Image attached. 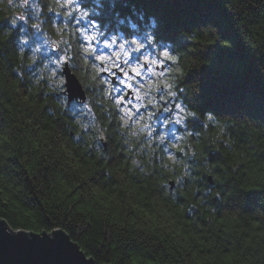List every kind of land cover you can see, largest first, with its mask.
I'll list each match as a JSON object with an SVG mask.
<instances>
[{"label": "clouds", "instance_id": "obj_1", "mask_svg": "<svg viewBox=\"0 0 264 264\" xmlns=\"http://www.w3.org/2000/svg\"><path fill=\"white\" fill-rule=\"evenodd\" d=\"M219 3L229 38L219 25L206 23L180 27L172 39L159 41L157 16L145 12L133 13L135 28L116 24L143 36L125 35L128 51L139 46L157 53L150 59L156 65L149 64L154 79L139 85L145 99L134 105L144 109L137 115L126 106L117 110L103 86L105 69L90 63L93 54L82 46L70 44L66 26L51 15H67L61 11L67 3L39 0L34 15L20 11L30 8L29 0H0L7 17L0 21V86L8 92L0 90V120L7 116L9 124L7 130L0 126V178L21 185L20 195L33 191L32 182L22 179L29 174L41 192L43 182L55 180L75 189L82 206L105 223L113 213L126 217L133 204L145 210L148 220L137 217L142 227L117 236L104 256L83 243L104 264H146L145 257L152 264H264V119L199 107L200 81L188 79L210 64L204 55L209 47L231 49L234 43L252 56L264 77V0ZM103 6L102 0H87L76 12L83 19L99 15ZM98 26L101 35L109 30L100 20L91 25ZM45 46L57 51L42 55ZM161 64L165 67L157 72ZM160 101L167 105L165 113L175 104L183 106L180 134L167 135L154 123L155 112L148 106L159 109ZM185 216L191 226L182 224ZM151 217L158 222L155 227ZM73 222L68 221L70 231ZM0 233L24 243L62 234L33 235L3 223ZM156 234L164 239H157L155 247L138 243ZM75 249L79 264H93Z\"/></svg>", "mask_w": 264, "mask_h": 264}, {"label": "trees", "instance_id": "obj_2", "mask_svg": "<svg viewBox=\"0 0 264 264\" xmlns=\"http://www.w3.org/2000/svg\"><path fill=\"white\" fill-rule=\"evenodd\" d=\"M86 2L87 0H62V3H67V8L61 11L66 12L67 15L51 14L61 25L66 26L70 44L76 46H86L84 34L87 32H91V36L95 37L93 41L97 36L99 40L108 38L124 40L125 35L142 40L143 36L140 32L135 30L130 32L127 27L118 28L116 25L119 23L135 28L133 13L141 12L157 16L160 24L157 36L159 41L172 39L180 27H192L206 23L219 25L224 38H229L231 35L227 18L221 13L219 0H102L104 6L99 15L93 13L81 19L80 13L76 12V7ZM20 11L32 12L30 8L20 9ZM117 13L119 16L115 17ZM6 18L0 11V21ZM97 20H100L101 25H109V30L104 32V35L100 34L104 31L103 28L98 26L99 30H97L91 27L92 24H96ZM197 41L198 38H192L193 43ZM56 51L45 46L42 49V55ZM149 53L150 59L157 55L154 51ZM115 54L111 52L110 57H114ZM204 55L210 59V64L203 66L198 72L191 73L188 77L189 81L194 79L200 81L199 107L212 106L220 110H230L237 114L246 113L264 119V77H260L256 72L252 56L237 43H234L231 49L219 45L209 47ZM164 67L165 65L162 64L161 70ZM161 70L159 69L158 72ZM9 79L12 80L14 77L9 74ZM0 90L8 95L7 89L0 86ZM8 110L6 101L5 112ZM0 126L5 130L8 129L7 116L0 120ZM158 126L159 130L166 132L167 135H172L173 132L180 134L181 131V125L174 123L167 125L159 123ZM8 159H14V157L8 156ZM23 168L25 172H29L27 165H23ZM13 170H16L15 165ZM22 179L32 182L33 191L24 190L25 194L20 195L21 185H15L0 178V217L4 218L12 229L49 232L59 227L97 264H104V261L87 252L83 246L84 242L96 248L102 257L115 246L117 236L125 232L138 231L142 227L137 220L138 216L143 215L145 220L149 219L145 210H137L136 205L133 204L126 217L120 213H113L105 223L103 219L97 220L87 208L82 206L75 189L69 190L57 181L49 179L43 182L44 190L41 192L31 174ZM69 220H74L71 231L68 227ZM125 220L127 226H125ZM157 223L155 217H151V225L155 227ZM182 224L191 226V218L185 216ZM250 224L259 227L258 221H251ZM200 227H206V222ZM177 233L187 239L180 228H177ZM109 235L111 239H108ZM189 235L195 236L196 234L189 232ZM157 239L163 240L164 238L156 234L147 242L138 241V243H143L146 249L153 248ZM196 242L200 243L198 239ZM144 259L146 264H152L150 258L145 257Z\"/></svg>", "mask_w": 264, "mask_h": 264}, {"label": "snow or ice", "instance_id": "obj_3", "mask_svg": "<svg viewBox=\"0 0 264 264\" xmlns=\"http://www.w3.org/2000/svg\"><path fill=\"white\" fill-rule=\"evenodd\" d=\"M29 4L30 9L35 15L36 8L39 5V0H29ZM93 39H95V37H86V40L88 41ZM105 47H109V45H105ZM83 48L84 51L89 54H93L95 51L90 44ZM142 51L143 49L139 46H136L131 51L124 50V46H121V52L116 53L114 59L113 57H107L102 54L95 57L96 60L100 61L101 67L105 69L101 74L107 72L113 77L111 80H105L103 86H107V95L117 102V110L124 109L126 106L130 112H135L137 115H139V111H141L142 108L137 111V109L134 108V105L139 104L141 100L145 99L142 95L143 90L139 87V85L143 84L148 77H151L154 74L153 70L147 66L150 63L152 65H156V61L150 60L148 56H144L142 63L139 56H134V53H142ZM165 55L167 54L165 53ZM121 56L123 57L122 61ZM106 60L112 61L111 67L103 66ZM133 61H135V63H133ZM145 70L148 74L147 77L144 74ZM117 74L120 76L118 80L116 79ZM137 81H139V83H137ZM129 96H131L132 99H129ZM182 107L183 106L180 104H175L171 109H167L168 115L172 117L171 120H168L169 124L174 123L176 125H181L184 122L181 111ZM166 108L167 105H165L162 110L164 111Z\"/></svg>", "mask_w": 264, "mask_h": 264}, {"label": "water", "instance_id": "obj_4", "mask_svg": "<svg viewBox=\"0 0 264 264\" xmlns=\"http://www.w3.org/2000/svg\"><path fill=\"white\" fill-rule=\"evenodd\" d=\"M0 223L11 228L2 217H0ZM24 231L30 232L33 235H51L52 232L56 231L62 234L58 233L53 240L41 239L30 243H24L13 240L11 237L0 233V264H79L80 257L75 247L81 255L84 256L86 261L92 260L93 264H97L91 256L86 255L78 243L71 239L69 235L59 227L49 232ZM65 236L68 237V240Z\"/></svg>", "mask_w": 264, "mask_h": 264}, {"label": "flooded vegetation", "instance_id": "obj_5", "mask_svg": "<svg viewBox=\"0 0 264 264\" xmlns=\"http://www.w3.org/2000/svg\"><path fill=\"white\" fill-rule=\"evenodd\" d=\"M95 49V51L93 52V55L91 56V57H88V59H89V61H91L92 63H96V64H99L100 66H101V63H100V61L99 60H96L95 59V57L97 56V55H104V56H107V57H110V53H111V50L110 49H107V48H94ZM143 55V53H140V54H135L134 56H139L140 57V60H141V63L143 62V59H142V56ZM115 58V55H114V57H113V59ZM122 59H123V57H121V61H122ZM119 62V61H118ZM133 63H135V61H133ZM111 64H112V61L111 60H106L105 62H104V65L103 66H110L111 67ZM148 68H151V67H153L152 65H148L147 66ZM161 70L162 69V65H160L159 67H157L156 68V71L158 72V70ZM145 76L147 77L148 76V74H147V71L145 70ZM101 76H102V78L104 79V80H111V79H113V77L112 76H110L107 72H105V73H103V74H101ZM120 78V76H119V74H117V76H116V79L118 80ZM148 79H154V77H148ZM137 83H139V81H137ZM105 87H107V86H105ZM125 91H127V90H125ZM123 95V94H122ZM129 99H132V97L131 96H129ZM160 105H161V107L159 108V109H152V107L149 105L148 106V110L149 111H153V112H155V115L153 116V121H154V123L156 124V125H159V123H163V121L165 120V118H169V115H168V113H165L162 109H163V107L165 106V102H163V101H160ZM144 111V109L142 108L141 109V112H143ZM170 119H172V117L170 118Z\"/></svg>", "mask_w": 264, "mask_h": 264}, {"label": "rangeland", "instance_id": "obj_6", "mask_svg": "<svg viewBox=\"0 0 264 264\" xmlns=\"http://www.w3.org/2000/svg\"><path fill=\"white\" fill-rule=\"evenodd\" d=\"M91 35H92L91 32H87V33L84 34L85 38L88 37V36H91ZM112 40H115L116 42L115 43H111ZM85 43H86L85 44L86 46L90 44L93 49L94 48H107V49H110L111 52H113V53H120L122 44L124 45V50H128V47H129V45L125 44L124 40L120 39V38L119 39L108 38V39L99 40L98 36H97L95 41H93V40H90V41L85 40ZM92 43H94V44H92ZM105 45H109V47H105ZM142 53H143V55H142L143 57H144V55L150 56V53L147 50H145V49H143ZM135 54H137V53H134V55ZM138 54H140V53H138ZM143 57H142V59H143Z\"/></svg>", "mask_w": 264, "mask_h": 264}]
</instances>
